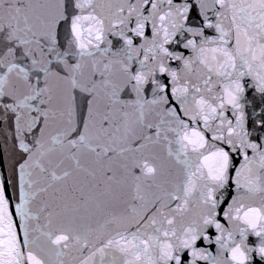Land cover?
Instances as JSON below:
<instances>
[{
  "label": "snow or ice",
  "instance_id": "6c2138e0",
  "mask_svg": "<svg viewBox=\"0 0 264 264\" xmlns=\"http://www.w3.org/2000/svg\"><path fill=\"white\" fill-rule=\"evenodd\" d=\"M0 264H264V0H0Z\"/></svg>",
  "mask_w": 264,
  "mask_h": 264
}]
</instances>
